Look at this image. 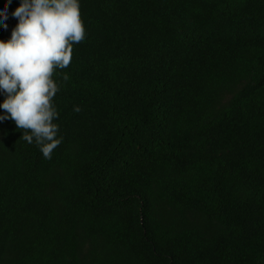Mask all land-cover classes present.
<instances>
[{
	"label": "trees",
	"instance_id": "obj_1",
	"mask_svg": "<svg viewBox=\"0 0 264 264\" xmlns=\"http://www.w3.org/2000/svg\"><path fill=\"white\" fill-rule=\"evenodd\" d=\"M80 13L52 158L0 122V264H264V0Z\"/></svg>",
	"mask_w": 264,
	"mask_h": 264
},
{
	"label": "clouds",
	"instance_id": "obj_2",
	"mask_svg": "<svg viewBox=\"0 0 264 264\" xmlns=\"http://www.w3.org/2000/svg\"><path fill=\"white\" fill-rule=\"evenodd\" d=\"M11 2L5 0L0 10L5 30ZM11 15L18 23L9 39H0V122L13 121L23 140L51 159L62 143L54 122L59 113L53 99L60 88L53 73L70 65L73 44L86 38L80 0H20Z\"/></svg>",
	"mask_w": 264,
	"mask_h": 264
}]
</instances>
